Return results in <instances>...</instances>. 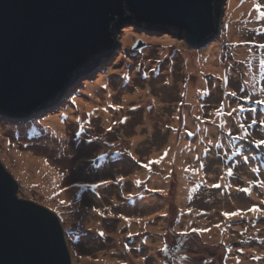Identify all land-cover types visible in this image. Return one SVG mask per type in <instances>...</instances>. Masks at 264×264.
<instances>
[{"label": "rangeland", "instance_id": "374dc122", "mask_svg": "<svg viewBox=\"0 0 264 264\" xmlns=\"http://www.w3.org/2000/svg\"><path fill=\"white\" fill-rule=\"evenodd\" d=\"M230 2L224 0L220 34L200 48L190 46L182 33L162 34L128 21L117 46L80 73L56 104L23 121L0 114V162L18 182L19 195L53 208L54 217H60L72 263L264 264V216L223 215L253 204L264 208V146L252 142L264 138V104L257 102L264 100V17L258 11L257 18L246 10L233 14ZM240 5L246 6L245 0ZM235 22L240 32L228 25ZM129 32L133 39L126 47ZM205 59L216 60L221 73L199 75ZM187 88H197V112ZM88 91L93 114L84 116L76 113L77 102L88 103ZM219 113L224 120L218 122ZM52 120L66 121L64 133L55 138L54 125L41 128ZM193 127L206 129L198 157L176 148L183 133L197 147L200 137ZM235 130L238 139L229 140ZM240 138L247 139L238 148ZM101 148L106 158L100 161ZM54 169L60 182L52 187ZM196 170L204 177H197ZM138 172L140 190L132 178ZM117 175L123 179L117 181ZM92 182L99 186L90 187ZM245 187L250 193L240 191ZM72 189L82 191L80 198L58 204V193L64 190L66 197ZM105 258L111 260L105 263Z\"/></svg>", "mask_w": 264, "mask_h": 264}, {"label": "water", "instance_id": "95a60500", "mask_svg": "<svg viewBox=\"0 0 264 264\" xmlns=\"http://www.w3.org/2000/svg\"><path fill=\"white\" fill-rule=\"evenodd\" d=\"M225 15L224 0H0L1 114L29 118L56 103L117 46L125 22L200 46L220 34ZM0 264H74L60 217L19 195L4 162Z\"/></svg>", "mask_w": 264, "mask_h": 264}, {"label": "bare ground", "instance_id": "6f19581e", "mask_svg": "<svg viewBox=\"0 0 264 264\" xmlns=\"http://www.w3.org/2000/svg\"><path fill=\"white\" fill-rule=\"evenodd\" d=\"M244 0H231V2H230V5H229V10L231 11V12H235V13H233V14H236V13H242V11H244V10H246V11H248V14H249V16H252L253 18H257V10L253 7V5L254 4H256V3H259V4H263V2H262V0H245V3H246V6H244V7H242L240 4L243 2ZM244 4V3H243ZM263 10V9H262ZM252 20H254V19H252ZM252 20L250 21V20H246L245 22L246 23H249V24H251L252 23ZM263 22H264V20H262ZM262 21H260V22H262ZM228 25H232V26H234V28H237V29H239V32H240V28H241V25L238 23V22H235V23H233V24H229L228 23ZM239 34V33H238ZM124 39L125 40H123L124 41V46H126L127 47V45H128V43L131 41V39H133V35H132V32L130 33H127L126 34V36L124 37ZM248 50V49H247ZM252 54V51L249 49L248 50V56H252L251 55ZM208 59H205L203 62H202V65H201V67L199 66V69L196 71L197 73H199V75H201L202 74V76H203V74L205 73L204 71L205 70H207V71H212V72H220L221 73V69L220 70H217V68H215V62H216V60H209L208 62ZM215 61V62H214ZM262 64H264V61L262 62ZM195 66H197V65H195ZM190 67L191 66H189L188 67V69H190ZM193 67V66H192ZM191 67V68H192ZM186 91H187V95H188V99H189V101H190V105H191V107H193V110H194V112H197L198 110H199V103H198V91H197V88H196V91L195 90H193V89H191V88H187L186 89ZM89 92V102L88 103H86V102H84V101H81V100H79L78 102H77V106H78V110L76 111V113H81L82 115H92L93 114V112H90L89 111V109H92L93 107H94V101H93V99H92V95L93 94H91V92L90 91H88ZM136 96H139V95H136ZM189 96H190V98H189ZM127 99V98H126ZM157 100V99H156ZM110 102H106V103H104L103 104V106H102V111H105V113H106V109L108 108L107 106H108V104H109ZM109 111V110H108ZM36 112H38V111H36ZM35 113V112H34ZM75 113V114H76ZM194 115H195V113H194ZM217 116H219V118L220 119H218V122L219 121H223L224 120V115L222 114V113H219ZM107 117V120L109 121L110 119L112 120V117L108 114V116H106ZM106 117H105V120H104V122H107L106 121ZM194 118V117H193ZM4 119H7V117H4ZM11 120H15V119H11ZM186 121H189V119H187ZM51 124V125H54V128H53V136H54V138L56 137V135H58V134H60V133H58V132H62V133H64V127H65V125L64 124H66V121L64 120V123L63 124H59V122L57 121V120H55V121H48L47 122V125H44L43 127H41V128H44L45 130H48L49 129V124ZM177 122L176 121H174L173 122V124L175 125ZM58 125V126H57ZM61 129H60V128ZM35 129H39V127L38 128H35ZM198 130H200V131H198ZM205 128H200V129H198V128H196V127H193L192 128V131L194 132V133H197L198 132V136L200 137V139L198 140V142H197V147L195 148L193 145H192V143H191V141L189 140V139H187L188 138V134H185V133H183L182 135H181V137H180V142H179V146L178 147H176V148H182L183 150H185V151H187V152H189V153H193V157H198L199 155H201V152L200 151H202V152H204V150L203 149H201V147L204 145V141H206V134H205ZM179 131V130H178ZM203 148V147H202ZM105 151V149L104 148H101V150L98 152L99 153V156H100V161L103 159V157H104V154L105 153H103ZM98 153H96V154H98ZM96 154H95V156H96ZM102 155V156H101ZM93 157V156H92ZM94 158V157H93ZM104 158H106V157H104ZM27 159V158H26ZM30 160L31 161H33L34 163L36 162L33 158H31L30 157ZM46 167H47V164H46ZM54 167H56V166H54ZM50 170V168H48L47 167V171H46V173L45 174H48V171ZM199 173V174H198ZM203 172H199V171H197L196 170V172H195V174H196V176L198 177V175L199 176H202V177H204L203 176V174H202ZM49 176H51V175H49ZM120 177H122L121 175H117L116 177H115V179L118 181V180H120ZM132 178L134 179V180H141V179H143L142 178V175H141V173L140 172H138V173H135V174H132ZM183 179H184V182L186 181L185 180V177H183ZM60 181H59V176H58V174L56 173V170L54 169V172L52 173V179L50 180V183H51V185H52V187H54V185H56V184H58ZM92 185L94 184L93 182L91 183ZM141 184L142 183H140V185L138 184L137 186H138V190H140V188H141ZM180 184V183H179ZM95 185H97V186H99V184H98V182H95ZM82 186L83 185H80L78 188H82ZM183 187V189L185 190V187L184 186H182ZM69 192V194L68 195H66V197H64V190H61L58 194V204L60 203V201L61 200H64L65 202L68 200V199H75V200H77V199H79L80 198V196H81V194H82V191L81 190H78L77 192L76 191H74V189H72V190H70V191H68ZM132 194V193H131ZM79 205V204H78ZM62 206V205H61ZM72 220H73V217L71 218ZM70 220V219H69ZM219 234V231H217L216 232V235H218ZM181 245V244H180ZM105 260V263L107 262V260H111L110 258H105L104 259ZM109 264H111L110 262H109Z\"/></svg>", "mask_w": 264, "mask_h": 264}, {"label": "snow or ice", "instance_id": "6c2138e0", "mask_svg": "<svg viewBox=\"0 0 264 264\" xmlns=\"http://www.w3.org/2000/svg\"><path fill=\"white\" fill-rule=\"evenodd\" d=\"M253 7L259 12V14H260L261 17H264V10H262V9H264V5H261L259 3H256V4L253 5ZM232 95H236V93H232ZM257 102L260 103V104H264V100H260V101H257ZM232 111L235 112V111H237V109H233ZM231 114H232L231 112L228 113V115H231ZM260 123L261 124H264V120H261ZM252 142L254 144H256L258 147L259 146H264V138L258 139V140H254ZM164 155H167V150L165 151ZM160 159H163V156ZM159 162H160L159 159L158 160H154V161H151L149 163H145L144 164V167L145 168H150V166H151L152 163H159ZM258 170L259 169H253V171H258ZM228 172H229V174H231L232 170L231 169H228ZM120 179L122 180L123 177H120ZM101 183L108 184V183H110V181L104 180V181H101ZM136 183L137 184H140V183H142V181L137 180ZM260 183H261V186L264 187V181H261ZM90 187L96 188L97 185L93 184V185H90ZM213 187L219 188L220 185L219 184H216V185H213ZM153 190H156V189H153ZM240 191L250 193L251 190L249 188L245 187V188L240 189ZM60 203L61 204H64L65 201L64 200H61ZM94 211H99V209H94ZM249 212H251L253 214H258V215L264 216V208H261V207H259L258 205H255V204H253L248 209H244V210L237 209V210H235L233 212H225V213H223V215L225 217H229V218H231V217H241V218H243ZM100 214L103 215L104 213L101 212ZM161 215H167V213H161ZM124 219H129V218L128 217H124ZM215 227L219 228L220 225L217 224V225H215ZM191 231L192 232L203 233L205 231H208V229H204V228H193V229H191ZM185 234H186V232H182L181 233V235H185ZM129 235H131V233H129ZM241 251H242V249H241ZM184 259H187V257H184ZM253 259H259V257H253ZM237 264H239V262H237Z\"/></svg>", "mask_w": 264, "mask_h": 264}, {"label": "clouds", "instance_id": "9594fccd", "mask_svg": "<svg viewBox=\"0 0 264 264\" xmlns=\"http://www.w3.org/2000/svg\"><path fill=\"white\" fill-rule=\"evenodd\" d=\"M137 24V23H136ZM137 25H140V24H137ZM161 32H164V30H162ZM171 34H175V33H181V32H171V31H169ZM169 32H166V33H169ZM185 35L184 34H182V37H184ZM181 37V38H182ZM212 37V36H211ZM182 39H184V38H182ZM186 40V39H185ZM186 42H187V40H186ZM192 47H198V48H200L199 46H192ZM96 65V64H95ZM57 103V102H56ZM56 103H54V104H56ZM230 105L232 106V104L230 103ZM36 112V111H35ZM0 114H1V111H0ZM1 115H4V116H6V117H8V118H10V119H23V120H26L28 117H24V118H13V117H10L9 115H6V114H1ZM237 115V114H236ZM23 120H20V121H23ZM237 120H238V115H237ZM216 126H217V124H216ZM236 128H237V124H236ZM223 134H224V132H223ZM230 135H231V137H230V139L229 140H231L233 137H235V138H237L238 139V130H235V131H232L231 133H230ZM228 140V141H229ZM240 140V139H239ZM240 142V141H239ZM242 147V145H240L238 148H241Z\"/></svg>", "mask_w": 264, "mask_h": 264}, {"label": "trees", "instance_id": "16d2710c", "mask_svg": "<svg viewBox=\"0 0 264 264\" xmlns=\"http://www.w3.org/2000/svg\"><path fill=\"white\" fill-rule=\"evenodd\" d=\"M239 78H238V80L240 79V76H238ZM238 88V87H237ZM238 93V89H236V94ZM237 115H238V119H240V116H239V113H236ZM20 120H23V119H18V121H20ZM244 122H245V124H246V126L247 125H249V124H247L246 123V120H244ZM246 139L247 138H240V142H239V144H238V147L240 146V145H242V147H244L245 146V144H246ZM245 143V144H244ZM177 250V249H176Z\"/></svg>", "mask_w": 264, "mask_h": 264}]
</instances>
